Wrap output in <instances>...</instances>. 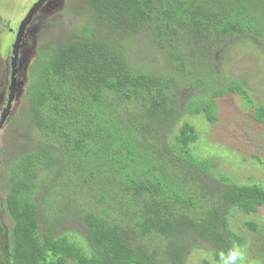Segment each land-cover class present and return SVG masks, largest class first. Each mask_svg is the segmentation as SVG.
Returning a JSON list of instances; mask_svg holds the SVG:
<instances>
[{"label":"trees","instance_id":"16d2710c","mask_svg":"<svg viewBox=\"0 0 264 264\" xmlns=\"http://www.w3.org/2000/svg\"><path fill=\"white\" fill-rule=\"evenodd\" d=\"M83 6L82 26L38 49L28 69L0 264H189L202 243L216 261L237 264L245 239L230 217L264 207V186L217 178L212 159L193 151L200 135L185 117L214 123L218 100L234 94L264 123V102L216 59L243 39L264 53V0ZM144 36L166 69L133 59ZM73 222L81 227L69 230Z\"/></svg>","mask_w":264,"mask_h":264},{"label":"rangeland","instance_id":"374dc122","mask_svg":"<svg viewBox=\"0 0 264 264\" xmlns=\"http://www.w3.org/2000/svg\"><path fill=\"white\" fill-rule=\"evenodd\" d=\"M35 1L0 0V116L9 94L17 28ZM83 8V0H46L33 14L23 35L16 66L19 88L7 118L0 127V250L5 254L11 244L13 229V220L7 211L5 198L12 157L14 159L16 151L24 142L23 93L28 83V69L38 49L63 44L71 38L75 28L82 26L83 16L77 13L83 12ZM103 34L109 35L107 31H103ZM136 45L137 55H133V59L160 69L169 66L148 36L137 37ZM257 46L259 47L258 44L243 39L228 50L217 52L216 59L222 71L228 76L246 82V89L259 101L264 102V53ZM128 49L132 53L135 52V47ZM183 95L185 97L187 93ZM218 101L219 117L214 123L201 115L185 117L194 124L200 135L199 140L193 145V151L201 157L212 159L217 178L225 176L231 182H258L264 186V123L258 122L254 112L243 107L234 94ZM206 178L211 183L221 184L217 178ZM248 220L257 224L256 231L244 224ZM230 225L245 239L238 247L240 259L237 264H264V207L251 214L233 210ZM68 227L71 230L81 226L73 222ZM73 235L81 240L80 236L75 233ZM186 260L189 264H228L216 261L213 252L205 243L187 255ZM66 264L76 263L70 260Z\"/></svg>","mask_w":264,"mask_h":264},{"label":"water","instance_id":"95a60500","mask_svg":"<svg viewBox=\"0 0 264 264\" xmlns=\"http://www.w3.org/2000/svg\"><path fill=\"white\" fill-rule=\"evenodd\" d=\"M46 0H38V2L34 3L32 8L29 10L28 14L22 19V21L20 22L18 31H17V35H16V39H15V43L13 45V54H12V74H11V87H10V94H9V102L7 107L4 109L3 113H2V117L0 119V127L3 125L4 121L7 118V115L9 113L10 107H11V102L14 99L15 93L17 91V61H18V57H19V52H20V48H21V42L23 39V35L25 32V29L28 25V23L30 22V20L33 17V14L35 13V11L37 10V8L42 5Z\"/></svg>","mask_w":264,"mask_h":264},{"label":"flooded vegetation","instance_id":"af4514ba","mask_svg":"<svg viewBox=\"0 0 264 264\" xmlns=\"http://www.w3.org/2000/svg\"><path fill=\"white\" fill-rule=\"evenodd\" d=\"M36 1H37V0H36ZM36 1H35V2H36ZM35 2H34V3H35ZM34 3H33V4H34ZM33 4H32V5H33ZM18 26H19V25H18ZM18 26H17V27H18ZM18 28H19V27H18ZM18 28H17V29H18ZM13 29H14V28H13ZM17 31H18V30H17ZM16 35H17V33H16ZM15 39H16V36H15ZM11 65H12V64H11ZM11 74H12V71H11ZM16 76H17V74H16ZM17 83H18V81H17ZM10 87H11V77H10V85H9V94H10V92H11V91H10ZM18 88H19V86H18V84H17V90H18ZM9 94H8V99H7V103H6L5 108L7 107L8 102H9ZM12 103H13V101L11 102V107H12ZM11 107H10V108H11ZM5 108H4V109H5ZM1 117H2V114H1V116H0V119H1Z\"/></svg>","mask_w":264,"mask_h":264}]
</instances>
